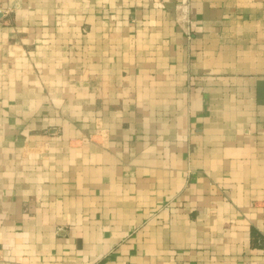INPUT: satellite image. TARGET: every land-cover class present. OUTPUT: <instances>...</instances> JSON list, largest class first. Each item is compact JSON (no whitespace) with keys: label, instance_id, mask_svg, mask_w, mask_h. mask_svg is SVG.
<instances>
[{"label":"crops","instance_id":"crops-1","mask_svg":"<svg viewBox=\"0 0 264 264\" xmlns=\"http://www.w3.org/2000/svg\"><path fill=\"white\" fill-rule=\"evenodd\" d=\"M0 264H264V0H0Z\"/></svg>","mask_w":264,"mask_h":264}]
</instances>
